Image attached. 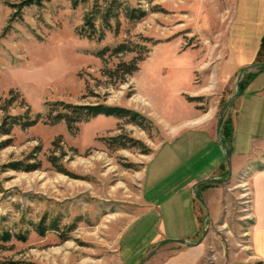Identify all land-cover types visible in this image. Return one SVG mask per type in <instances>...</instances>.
I'll use <instances>...</instances> for the list:
<instances>
[{"label":"rangeland","instance_id":"1","mask_svg":"<svg viewBox=\"0 0 264 264\" xmlns=\"http://www.w3.org/2000/svg\"><path fill=\"white\" fill-rule=\"evenodd\" d=\"M24 1L0 0V126L10 117L34 121L11 127L9 135L0 132V264H137L164 238L195 228L191 206L181 204L185 193L163 201L162 185L201 146L182 153L178 145L186 133L156 150L190 121L203 119L213 100L215 123L235 92L234 83L221 91L205 81L208 69L178 74L173 68L176 52L200 53L205 44L194 34L192 17H200L203 0H107L117 2L110 30L101 20L103 0H79L76 6L67 0L22 6ZM125 9L143 16L130 20ZM87 15L101 39L82 31ZM120 44L128 51L98 56ZM257 58L255 64L264 63V50L261 62ZM132 61L138 70L123 76ZM187 77L191 82L185 83ZM58 102L127 109L139 123L98 115L68 124L56 120L64 111L53 109ZM258 157L242 180L238 173L228 183L199 187L209 216L203 223L205 209L191 195L197 231L182 239L190 244L167 242L144 264L258 263L248 242L250 181L264 167V149ZM222 168L225 179L226 162ZM145 179L151 188L160 186L146 203ZM43 219L47 229L54 221L58 230L39 235ZM128 229L133 246L122 242Z\"/></svg>","mask_w":264,"mask_h":264},{"label":"crops","instance_id":"2","mask_svg":"<svg viewBox=\"0 0 264 264\" xmlns=\"http://www.w3.org/2000/svg\"><path fill=\"white\" fill-rule=\"evenodd\" d=\"M192 17L195 19L194 34L203 36L205 44L203 43L200 51L198 50L200 53L176 52L173 68L178 74L193 68L208 69L209 74L205 76V81L217 85L222 89L221 91L226 86L230 89V83L235 85L240 70L255 64L264 39V0H203L200 17L196 14ZM248 73L251 75L246 76ZM186 82H191L190 78L187 77ZM240 82L239 94L230 103L222 122L223 125L226 121L230 128V142L223 143L217 138L216 122L214 123L216 107L213 105V100L203 119L190 121L189 124L192 126L180 130L155 152L163 150L168 143L179 141L186 133L184 143L178 145L182 153L188 155L193 151L192 147L199 149L201 146V150L194 158L162 185L167 197L163 201L185 193L186 197L181 204L183 202L192 208L190 222L193 219L195 228L188 235L173 239H188L196 234L197 221L191 195L204 185L200 183L201 181L223 177L222 165L226 162L229 150L232 176H236L244 167L260 160L258 151L264 149V69L244 71ZM190 114H194L193 109ZM158 170L159 168L157 172ZM250 186L251 223L248 242L253 258L258 263L264 264V167L252 173ZM151 187L145 179L141 192L145 203L150 201L151 195L157 192L160 186ZM141 224L137 230L145 227V222ZM129 232L128 229L122 242L125 241L126 246H133L135 235Z\"/></svg>","mask_w":264,"mask_h":264},{"label":"trees","instance_id":"3","mask_svg":"<svg viewBox=\"0 0 264 264\" xmlns=\"http://www.w3.org/2000/svg\"><path fill=\"white\" fill-rule=\"evenodd\" d=\"M50 0H26L22 3V6H30V5H37L40 6L42 4V2H48ZM70 1L72 6H76L79 2V0H67ZM106 3V6L103 10L102 16H101V20L102 23L105 27L106 30H110L111 29V24H110V20L116 18L117 16V11L115 9L117 2L115 1H110L107 2V0H103ZM125 15L128 19L130 20H135L141 16H143V13L139 10H129V9H125L124 10ZM94 17L91 15H87V17H85L84 19V24L82 26V31L86 30V36L87 38L91 39L94 38L96 36V38L99 40L101 39L102 36H100V34H98L96 28L94 27ZM84 29V30H83ZM84 33V32H83ZM82 34V33H81ZM264 50V39L261 43V47L260 50L258 52L257 55V59L259 62H261L260 57H261V53ZM110 51L112 54H120V53H124L125 51H128L127 46H125L124 44H120L116 47H114L113 49H108L105 48L102 51H100V53L98 54V56H102L105 52ZM127 69L126 71L123 72V76L125 75H132L135 71L138 70V66L135 62H131L130 64L126 65ZM240 86H241V82H240ZM54 107L53 109H57L59 107L63 108V113H61V115H57L58 117H56V120H60L63 119L65 120L68 124L73 123V122H79L82 120H87L91 117H96L98 115H104V116H113L116 118H126L129 120V122L131 123H135L138 124V115L136 113H133L132 111H129L127 109H123V108H119V107H108V106H104V105H67L61 102L58 103H54L53 104ZM9 123H7V121L5 120L3 122V124L0 126V132L3 135H9V132L11 130V127L16 126V125H21L23 127H28V126H32L34 124V121H26V122H20V118H16V117H10L9 118ZM221 137H222V141L224 143H228L231 140V131L230 128L228 126V124L226 123V121L223 123L222 127H221ZM15 169H17V167H15ZM50 230V231H57L58 230V226L56 225V223L53 221L49 226L48 229L45 227L44 225V219L41 220L37 227H36V232L39 235H43L45 233V231ZM10 239V236L8 233H5L3 235H1V240L6 242ZM17 239L19 240H24V237H19L17 236ZM7 264H33V263H28V262H9ZM256 264H260V263H256Z\"/></svg>","mask_w":264,"mask_h":264},{"label":"water","instance_id":"4","mask_svg":"<svg viewBox=\"0 0 264 264\" xmlns=\"http://www.w3.org/2000/svg\"><path fill=\"white\" fill-rule=\"evenodd\" d=\"M253 68H264V63H256V64H253V65H251L249 67H246V68H243V69L240 70L239 75H238V77L236 79L234 94L223 104L222 108L220 109V111L218 113V116H217V119H216V135H217V138L220 141H222V137H221V134H220L222 121L224 119V115H225L230 103L239 94V91H240V80H241L242 73L244 71H247V70H250V69H253ZM226 165H227V177L225 179H207V180L201 181L200 183H204V184L205 183H210V182L228 183L230 178H231V174H232L231 173V152H230V150L228 151V153L226 155ZM195 188H196V186H194V189ZM194 195L198 199L200 204L205 209V213L206 214H205V218H204V221H203V223H204L207 220L208 216H209V212H208L207 206H206L203 198L201 197L200 193L197 190L194 191ZM205 234H206V230L204 229L200 241L204 238ZM167 242H175V243H180V244H190L186 240H182V239H177V240L176 239H171V240L165 239V240H162V241L159 242V244L153 249V251L144 260H142L141 262H139L137 264L146 263L149 260V258H151L159 250V248L163 244H165ZM191 245H195V244H191Z\"/></svg>","mask_w":264,"mask_h":264},{"label":"built area","instance_id":"5","mask_svg":"<svg viewBox=\"0 0 264 264\" xmlns=\"http://www.w3.org/2000/svg\"><path fill=\"white\" fill-rule=\"evenodd\" d=\"M251 171V169L248 168V166L244 167L240 172H239V175H238V179L239 180H242L243 178L246 177L247 174H249Z\"/></svg>","mask_w":264,"mask_h":264}]
</instances>
